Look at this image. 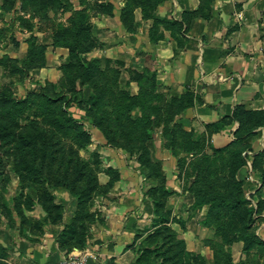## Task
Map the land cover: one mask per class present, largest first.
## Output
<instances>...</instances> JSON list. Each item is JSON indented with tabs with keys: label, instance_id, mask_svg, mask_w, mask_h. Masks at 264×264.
<instances>
[{
	"label": "trees",
	"instance_id": "1",
	"mask_svg": "<svg viewBox=\"0 0 264 264\" xmlns=\"http://www.w3.org/2000/svg\"><path fill=\"white\" fill-rule=\"evenodd\" d=\"M17 1L0 0V11L3 14L14 12ZM163 1L125 0L119 13L122 26L133 33L134 11L140 10L143 20L150 19ZM87 4L86 0H80V6L84 7L74 10L67 0H19L18 9L26 13L29 10L30 19L41 20L49 11L70 13L66 24L54 26L50 43L54 49L67 51V62L58 68L61 73L59 92L51 84H45L39 86L37 92L29 91L23 99H17L13 95V82L0 87V164L3 157L11 159V172L21 189L34 192L33 196L21 193L11 199V206L0 200L1 210H32L38 205L50 220V217L60 219L63 206L55 203L53 192L65 191L74 199L75 214L61 232L59 246L66 251L71 247H85L88 225L96 220L95 214L89 211L94 197L105 195L118 180V173L108 169L109 182L100 186L97 178L100 161L96 159L92 167L91 163L79 158L78 150L91 143V135L81 120L70 112V107L75 105L102 134L107 145L135 155L146 177L159 182L156 188L148 190L154 203L155 228L140 239L135 264H264V240L254 232L255 220L264 210V195L258 197L256 209L252 208L245 198L242 182L236 178L246 165L243 152L251 149L246 140L264 126V110L236 106L231 116L208 125V134L230 123H236L237 128L234 140L227 146L211 148L210 154L204 152L205 140H194L191 133L172 121L174 112L192 104L189 92L172 106L156 92L155 73L145 71L142 74L134 72L138 92L131 95L118 83L122 62L110 59L102 62L89 56L101 46L93 35L90 11L112 16L113 5L95 2L89 8ZM30 19L28 22L18 16L14 20L31 33ZM163 25L168 30L174 27L172 31H181L184 21ZM2 37L0 29V40ZM26 43V55L21 62L7 55L0 56V67L9 76H24L46 66V46L39 44L33 35ZM84 86L90 91L86 101L81 96ZM159 127L168 142L166 147L178 159V168L187 178H193L189 186L194 198L192 208L207 207L202 226L212 232V237L205 242L212 251L211 261L188 252L185 242L168 227L171 211L165 202L170 193L165 191L160 165L152 161L149 151L154 130ZM262 157L261 153L254 156L252 167L260 174L264 187ZM178 223L183 229V222ZM235 243H242L247 263L246 258L234 263L230 249ZM5 257L0 247V264H6L2 261Z\"/></svg>",
	"mask_w": 264,
	"mask_h": 264
},
{
	"label": "crops",
	"instance_id": "2",
	"mask_svg": "<svg viewBox=\"0 0 264 264\" xmlns=\"http://www.w3.org/2000/svg\"><path fill=\"white\" fill-rule=\"evenodd\" d=\"M86 2L89 8L95 2L113 5L112 16L89 11L90 20L96 19V30L91 25L101 45L96 50L99 59L123 64L119 68L120 88L136 95L134 72L151 71L155 73L156 92L166 103L176 106L189 92L192 104L174 112L172 121L191 133L194 140H205L204 152L210 154L211 148L227 146L234 140L237 128L236 123H230L208 134V125L231 116L236 106L264 110V0H164L150 19L143 20L140 10L134 11L133 33H128L119 19L125 0ZM174 21H184L181 31H172L174 27L168 30L163 25ZM50 50L65 51L52 47ZM0 55L12 57L9 51ZM30 78L13 80L15 98L25 97L31 81L41 83L48 78L47 64L32 70ZM89 133L93 141L90 147L100 158V186L109 182L108 169L118 173V180L105 195L93 200L89 211L96 220L88 225L85 247H71L70 251L60 248V234L74 217L75 202L67 193L55 191V202L66 210H61L60 219L50 217L54 222L38 206L32 210L0 208V247L6 264H54L69 254H87L85 264H135L140 239L155 228L154 203L148 190L156 188L159 182L146 177L135 155L107 145L94 127ZM167 143L162 127L156 128L149 151L152 161L159 163L164 189L170 193L165 202L171 211L168 227L185 242L188 252L211 261L212 251L205 242L212 234L202 226L207 207L192 208L194 198L189 186L193 178L180 171L178 159L166 147ZM246 143L251 148L247 151L251 158H245L246 165L236 178L242 182L245 197L254 200L264 195L262 178L252 167L254 156L261 153L264 169V126ZM243 156L246 157V151ZM5 197L3 201L11 206L12 200ZM178 221L183 222V229ZM231 248L232 258L234 251L240 259L242 243Z\"/></svg>",
	"mask_w": 264,
	"mask_h": 264
},
{
	"label": "rangeland",
	"instance_id": "3",
	"mask_svg": "<svg viewBox=\"0 0 264 264\" xmlns=\"http://www.w3.org/2000/svg\"><path fill=\"white\" fill-rule=\"evenodd\" d=\"M67 1L70 2L71 4H74V6L77 9L81 8L80 5L77 6L78 3L80 2V0H67ZM72 7H73V5H72ZM18 8H20L19 7V0L17 1V4L13 10L14 12L3 14L0 11V29H2V36H3L2 40H0V54L4 53L6 51H9V53L12 56L9 58L15 59V60L21 62L25 58L26 51H27L26 41L30 37V35H33L34 37H36V40L39 44H44L46 46L45 57H46V61L48 62V63L46 62L47 68H48V78L41 83L31 81L28 85V88L26 89V93L29 91H36L37 92L39 90V86H43L45 84H51L54 87L55 91L59 92L61 90V81H60L61 80L60 79L61 73L58 70V68L63 63L67 62V54H66L67 51L65 49L64 50L66 52L65 51L60 52V51L50 50L51 47L48 48L49 47L48 45L50 44V36L52 35V30H53L54 26L57 24H66L67 18L70 16V14H68V13L62 14L59 11H57V12L49 11V12H47L46 15L44 14L45 17L41 18V20H39L38 18L30 19L31 14H30V11L28 10L29 8H27V10H28L27 13H26V11L21 12V9H18ZM18 16L24 17V19L27 20L28 22L30 19L29 24H32V26H33L31 33L28 31V28L20 26L17 21L15 22L14 19L17 18ZM95 20L96 19L90 20L93 27L95 26L94 24H96ZM11 22L13 23V25L11 24ZM95 28L96 27H94V29ZM16 44H18V45H16ZM0 56H3V55H0ZM7 56H9V55H7ZM89 56L95 57V58L100 57V55H98L96 50L92 51L91 54H89ZM30 74H31V71H29L24 76H9L7 74V72L4 71V69H0V87H5L10 82H13V85H14V83H15L13 81L14 79H17V80L18 79L19 80L20 79H31L32 80V78H30ZM89 95H90V91L88 90V88L86 86L82 87L81 88L82 100L86 101ZM69 110L76 119L81 120L82 124L85 126L87 131H89L90 128L92 127V125L88 121V119L85 118L84 112L81 109L80 110L77 109V107L75 105H72ZM92 143H93V141H92V137H91V143L85 149L78 150V156L81 160L91 163V165L93 167V166H95L94 163L96 162V159L98 161H100V158H99V155L96 152V150L92 149V147H90L92 145ZM246 158H251V157H249L247 151H246ZM2 161H3L2 164H0V200H2V198L5 197V195H6L5 198H7V197H10V199L17 198L21 193H24L25 195L30 194L31 196H33L34 192L32 190H29V189H23L22 190L21 189L22 187H21L18 179L11 172V168H12L11 159L3 157ZM100 166H101V163H100ZM100 172H101V169L99 167V171L97 173V178H98V175L100 174ZM6 177L8 179H6ZM56 193H67V192L57 190ZM67 197H70L71 199H73L69 194L67 195ZM95 198L96 197H94V199ZM245 198H246V200L250 201V206H252V208L256 209V203L259 200L258 197H257V199H254V200L253 199L249 200L247 196ZM36 206H38V205H36ZM36 206H34V208ZM62 209L66 210L65 207H62ZM254 232L258 238L264 240V210H262L260 212V214L258 215V218L255 220ZM211 234H212V232L210 233V236H211ZM210 236H208V237H210ZM253 253H254V251L250 252L251 255ZM233 257L235 259V261H234V259L232 258L234 263H236L238 261H243V259L245 260V258H246V263L249 261L248 258L245 257L244 255H241V258L238 259L239 257L236 255V252H234V251H233ZM156 263H158V262H156ZM156 263L154 262L152 264H156Z\"/></svg>",
	"mask_w": 264,
	"mask_h": 264
},
{
	"label": "built area",
	"instance_id": "4",
	"mask_svg": "<svg viewBox=\"0 0 264 264\" xmlns=\"http://www.w3.org/2000/svg\"><path fill=\"white\" fill-rule=\"evenodd\" d=\"M87 254H69L54 264H85Z\"/></svg>",
	"mask_w": 264,
	"mask_h": 264
}]
</instances>
